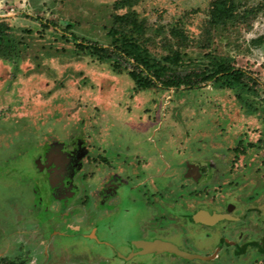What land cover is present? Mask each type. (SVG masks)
<instances>
[{
  "label": "rangeland",
  "instance_id": "rangeland-1",
  "mask_svg": "<svg viewBox=\"0 0 264 264\" xmlns=\"http://www.w3.org/2000/svg\"><path fill=\"white\" fill-rule=\"evenodd\" d=\"M212 1L0 0L17 46L0 57V264H153L126 248L148 218L264 220V0H227L222 25ZM125 14L153 57L178 53L189 71L218 56L255 84L137 88L76 47L108 46ZM186 221L170 238L211 259L216 241Z\"/></svg>",
  "mask_w": 264,
  "mask_h": 264
},
{
  "label": "trees",
  "instance_id": "trees-1",
  "mask_svg": "<svg viewBox=\"0 0 264 264\" xmlns=\"http://www.w3.org/2000/svg\"><path fill=\"white\" fill-rule=\"evenodd\" d=\"M209 15L212 25H222L232 18L233 10L227 0H214ZM115 20L123 26L109 30L108 46L81 41L76 43V47L97 60L123 67L137 88L147 90L160 86L164 89L191 90L211 82L228 89L249 90L248 83L255 84L246 71L233 67L218 56H210V60L200 69L180 70L181 56L178 53L157 59L134 36L133 31L141 32L134 16L125 14L116 16ZM9 31L10 27L0 20V57L16 51V43Z\"/></svg>",
  "mask_w": 264,
  "mask_h": 264
},
{
  "label": "flooded vegetation",
  "instance_id": "flooded-vegetation-1",
  "mask_svg": "<svg viewBox=\"0 0 264 264\" xmlns=\"http://www.w3.org/2000/svg\"><path fill=\"white\" fill-rule=\"evenodd\" d=\"M49 154L47 160V162L49 161V164L51 165L58 164V166H60V164L63 163L64 160H62L61 162L56 161L57 160L56 156H54V154L52 153L50 155ZM58 166L56 170H54V167H46V169L50 168L48 170H50L51 173H57ZM68 189L69 188H66V190ZM67 193L71 197L74 195V193L71 191H67ZM229 207L230 205L227 207L226 209L227 211L230 210ZM224 216L226 215L224 214ZM239 219L232 220L227 217L210 223L202 220L201 221L196 220L194 219V217H190V218L187 217L172 218V216L170 217L167 216L165 218L151 217L148 218V220H146L147 222H149L148 224L149 226L148 225L145 226L146 236L144 238H139L126 244L127 245L126 248H128V246L130 247L135 245V242H137L138 240L140 241L159 240L163 242L172 243L178 249H180V251L188 252L186 249H184L185 247L183 246L182 242H179V240L177 241V239H172L170 238V236L173 234V232L171 234V231H173L174 228L177 227L176 225H180V223H182V220H190L186 222L187 224H191L199 228L198 230L199 238H201V232H203L204 233L203 235L206 238H211V237L214 238V240L216 241V245L213 250V256L211 259H205V260L201 258L185 259L183 257L176 255V257L182 260L183 264H189L193 260L208 261V262L218 261L217 264H264V220L254 221V220H239ZM253 229L256 231L255 233L253 232ZM145 255L151 256V258L153 259L152 261L154 262L153 264H172V262L163 261V259L158 260L160 255H164L166 257H173V258L175 257V254L170 252L168 253L153 252ZM191 264H193V262Z\"/></svg>",
  "mask_w": 264,
  "mask_h": 264
},
{
  "label": "water",
  "instance_id": "water-1",
  "mask_svg": "<svg viewBox=\"0 0 264 264\" xmlns=\"http://www.w3.org/2000/svg\"><path fill=\"white\" fill-rule=\"evenodd\" d=\"M54 156L59 157V154H54ZM59 159V158H58ZM55 161V160H53ZM49 163V161H48ZM194 219L199 220V221H205V222H214L216 220L222 219V218H227V216L221 215V214H209L206 211H199L196 214H194ZM135 245L141 249L139 254H148V253H153V252H170L175 255H178L180 257H183L185 259H192V258H199L197 256H192L190 254H187L183 251H180L175 245L168 243V242H163L159 240H154L151 242H145V241H139L136 242Z\"/></svg>",
  "mask_w": 264,
  "mask_h": 264
},
{
  "label": "bare ground",
  "instance_id": "bare-ground-1",
  "mask_svg": "<svg viewBox=\"0 0 264 264\" xmlns=\"http://www.w3.org/2000/svg\"><path fill=\"white\" fill-rule=\"evenodd\" d=\"M45 214V213H44ZM118 231V230H117ZM131 234V233H130ZM133 234V233H132ZM134 235V234H133ZM126 236H128V235H126ZM125 236V237H126ZM117 237V236H116ZM126 240V239H125ZM111 241H112V239H111ZM119 241V240H118ZM126 243V242H125ZM127 244V243H126ZM121 245H124L125 246V244H121ZM147 257V256H146Z\"/></svg>",
  "mask_w": 264,
  "mask_h": 264
}]
</instances>
